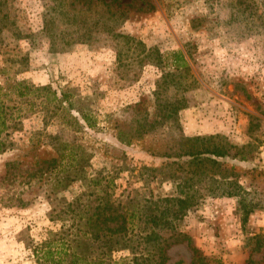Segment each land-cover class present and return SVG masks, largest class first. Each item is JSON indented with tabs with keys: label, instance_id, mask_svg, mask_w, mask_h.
<instances>
[{
	"label": "rangeland",
	"instance_id": "obj_1",
	"mask_svg": "<svg viewBox=\"0 0 264 264\" xmlns=\"http://www.w3.org/2000/svg\"><path fill=\"white\" fill-rule=\"evenodd\" d=\"M119 1L130 13L118 31L164 57L161 65H144L137 80L122 79V73L140 69L131 58L136 52L127 50L120 63L115 42L104 34L53 49L44 30L53 0H0V85L24 81L32 89L22 97L5 89L0 95L10 117L2 128L8 146L0 156V264H40L34 247L63 225L71 239L74 202L89 192L74 180L76 169L90 178L114 177L117 198L138 190L139 197L167 205L173 183L150 168L166 162L165 152L189 149L184 138L198 135L235 147L220 167L228 168V177L217 175L222 186L200 198L180 229L213 264H247L249 257L264 264V0L252 1L251 17L232 11L231 0ZM178 50L189 67L168 77L156 97L163 73L176 72ZM44 86L50 88L38 89ZM63 93L71 95L72 109L55 98ZM175 100L185 107L170 110ZM78 110L94 115L97 127H87ZM142 126L146 132L139 135ZM120 132L132 143L120 141ZM65 143L78 145L77 156L75 149L72 156L60 155ZM166 254L167 264L195 260L186 239Z\"/></svg>",
	"mask_w": 264,
	"mask_h": 264
},
{
	"label": "trees",
	"instance_id": "obj_2",
	"mask_svg": "<svg viewBox=\"0 0 264 264\" xmlns=\"http://www.w3.org/2000/svg\"><path fill=\"white\" fill-rule=\"evenodd\" d=\"M253 0H231L230 8L243 16H252ZM129 5H122L119 0H53L44 13V30L51 36L52 48L61 45L62 50L74 43H89L98 34H104L106 39L115 42L117 58L124 62L123 55L133 49L131 58L140 69L122 73V79L137 80L144 65L155 63L161 65L163 54L156 47H148L142 40L118 31V27L128 19ZM1 13V9H0ZM50 17V21L48 19ZM29 36V35H25ZM99 38V37H98ZM176 72L167 71L158 81L155 91L160 97L162 84L168 83V77H174L188 68V62L182 50L174 52ZM129 58L127 55L126 59ZM123 65H132V63ZM178 72V73H177ZM182 75V74H180ZM174 80V79H173ZM163 81V82H162ZM180 84V83H179ZM47 86L38 88L45 90ZM4 89L15 93L17 97L32 91L31 86L24 81H16L8 86L0 85V95ZM69 93H63L61 98H55L63 109L73 108ZM67 101L69 107L64 106ZM170 110L176 112L185 104L181 100L170 101ZM84 124L90 128L97 127L94 115L78 110ZM73 117V116H72ZM9 116L4 103L0 99V156L6 151L8 142L2 136V128L9 126ZM80 118L73 119L80 127ZM17 124V121H15ZM139 135L145 133V127ZM142 130V129H141ZM220 137V136H219ZM120 141L130 144L132 139L125 138L120 132ZM192 145L189 149H179L175 152H165L166 162L159 168H150L168 178L174 186V194L165 197L163 205L161 198L139 197L140 193H128L125 198H117L112 189L116 186L111 175L89 177L83 169H76L74 180L83 182L84 191L76 199V227L71 233V239L65 237L67 229L64 225L58 231H51L48 238L34 247V254L40 264H167V248L173 243L188 240L194 251L193 264H213L207 256L192 242V238L180 229L179 221L195 207L200 198L215 194L216 186H222L218 174L223 173L220 168L226 157H231L235 145L222 141L217 136L185 137ZM79 153L78 145L65 143L61 156H72L73 150ZM79 155V154H78ZM79 164V160L74 159ZM148 168V167H144ZM226 179L228 174L223 173ZM86 185V187H85ZM229 196L237 195L234 191H227ZM86 196L87 198H83ZM95 196V197H92ZM64 220V218L62 219ZM259 240V239H258ZM125 253L116 257L118 253ZM253 261L249 257L247 264Z\"/></svg>",
	"mask_w": 264,
	"mask_h": 264
}]
</instances>
